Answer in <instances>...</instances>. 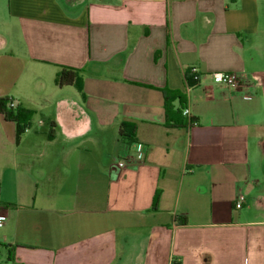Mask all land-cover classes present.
Masks as SVG:
<instances>
[{"label": "crops", "instance_id": "0c3cea01", "mask_svg": "<svg viewBox=\"0 0 264 264\" xmlns=\"http://www.w3.org/2000/svg\"><path fill=\"white\" fill-rule=\"evenodd\" d=\"M5 96L0 264H264V0H0Z\"/></svg>", "mask_w": 264, "mask_h": 264}, {"label": "trees", "instance_id": "16d2710c", "mask_svg": "<svg viewBox=\"0 0 264 264\" xmlns=\"http://www.w3.org/2000/svg\"><path fill=\"white\" fill-rule=\"evenodd\" d=\"M185 80L188 85H193V73L191 69L188 68L185 72ZM54 82L57 86H66V85H74L79 92L82 93L81 86V77L79 75V71L77 69H73L70 67H60V70L57 72ZM83 94V93H82ZM180 101V109L178 112L180 113V117L176 119H172L174 125L185 126L187 123L184 121V116L182 114V110L186 107V102L182 95L177 96ZM13 101L11 97H0V114L4 118V120L11 121L14 124L15 142L18 143L22 134L30 127V119L34 113V111L24 108L20 104H15L14 106H10V102ZM166 124L169 121L168 110H167V98H166ZM191 119L195 120V118L191 117ZM52 125V123H51ZM135 134V126L128 122H122L118 128V136L119 139L123 140L127 143H132L134 141ZM49 137H52V131L50 130ZM158 200V192L154 193L152 200V209L155 210L157 206ZM182 224L186 222V219L183 217L179 220ZM8 248V246H6ZM11 256L8 254L6 259V264H15L11 261Z\"/></svg>", "mask_w": 264, "mask_h": 264}, {"label": "built area", "instance_id": "2783aa9c", "mask_svg": "<svg viewBox=\"0 0 264 264\" xmlns=\"http://www.w3.org/2000/svg\"><path fill=\"white\" fill-rule=\"evenodd\" d=\"M190 69H191V72L193 73L194 84L193 85L187 84V88H191V87L199 84L200 78H201L196 67H191ZM210 78H211V81L213 83L231 86V87L238 86L239 80H240L239 76L234 72H213V73H210ZM14 105H15L14 101H11L10 106H14ZM182 114L185 116H189V111H188L187 107H185L182 110ZM195 124H196V121L191 119V117L189 116V118L187 120V125L193 126ZM137 150H138L139 157H142V155L145 153L144 145L139 144ZM118 166H120V167L124 166V162L123 161L118 162ZM243 203H244V195L239 194L234 200L233 207L235 209H240L242 207ZM1 223H2V220H0V224Z\"/></svg>", "mask_w": 264, "mask_h": 264}, {"label": "rangeland", "instance_id": "374dc122", "mask_svg": "<svg viewBox=\"0 0 264 264\" xmlns=\"http://www.w3.org/2000/svg\"><path fill=\"white\" fill-rule=\"evenodd\" d=\"M35 120H36V118H35ZM35 120H34V121H35ZM36 121H37V120H36ZM33 125L35 126V124H33ZM0 181H1V179H0ZM0 200H1V198H0Z\"/></svg>", "mask_w": 264, "mask_h": 264}]
</instances>
